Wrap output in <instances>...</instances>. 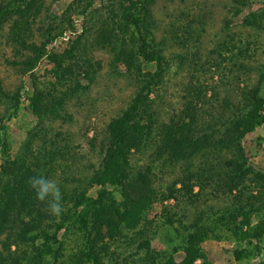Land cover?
Segmentation results:
<instances>
[{"label": "rangeland", "instance_id": "rangeland-1", "mask_svg": "<svg viewBox=\"0 0 264 264\" xmlns=\"http://www.w3.org/2000/svg\"><path fill=\"white\" fill-rule=\"evenodd\" d=\"M13 1L19 3L0 0V140L7 142L6 151L11 157L21 146L25 163H37L36 175L55 180L65 207L70 206L67 197L73 189L95 193L99 183L90 178L102 154L106 123L127 106L141 80L155 70V63L136 56L131 66H126L120 53L133 49L135 34L130 24L117 26L113 14L119 5L115 0H32L24 15L15 11ZM20 1L22 6L26 0ZM150 10L148 36L154 49L164 56L166 68L149 92L158 103L155 107L160 118L179 121L180 116L185 118L183 109L193 103L196 109L205 110L207 119L208 112L216 115L220 111L223 98L239 97L241 88L257 87L258 94L264 96V0H154ZM250 12L256 15L247 24L243 17ZM20 39L24 44L43 43V53L29 70L23 61L30 49ZM75 41L72 57L60 58ZM191 87L193 93L188 94ZM32 103L36 113L31 111ZM51 142L58 151L54 156L42 150L51 149ZM242 145L247 161L261 166L264 121L244 134ZM145 160L146 154L139 157L133 153L131 157L135 166ZM2 176L0 173V179ZM205 198L211 207L205 209L207 212L216 211L225 202L210 195ZM201 200L196 204L203 207ZM172 202L154 200L146 217L156 224L163 207ZM192 205L176 208L178 217L185 214L191 218L195 203ZM212 215L203 224H212ZM222 229L214 225L220 237L210 235L200 243L210 264L233 262L234 244L224 238L226 231ZM149 236L152 248H163L165 243L156 230ZM2 237L0 234V264H53L45 251L52 244L39 246V240L34 251L29 244L7 241V252ZM60 239L65 260L67 256L74 258L83 247L74 230L64 232ZM119 248L113 255L122 258L133 247ZM250 248V257L242 264H264V232ZM15 253L19 258L11 263ZM38 253L40 259L36 258ZM57 260H62L61 255Z\"/></svg>", "mask_w": 264, "mask_h": 264}, {"label": "trees", "instance_id": "trees-1", "mask_svg": "<svg viewBox=\"0 0 264 264\" xmlns=\"http://www.w3.org/2000/svg\"><path fill=\"white\" fill-rule=\"evenodd\" d=\"M18 1L12 2L15 11L24 15L33 1L26 0L22 6ZM115 1L119 5L118 12L113 14L118 19L117 26L130 24L135 34L133 49L123 50L121 58L125 59L126 66H131L134 57L139 56L153 61L155 70L146 74L127 106L106 123L102 154L90 178L99 183L95 193L90 195L73 189L67 197L70 206L65 207L62 200L64 211L58 217L47 213L45 203L36 200L35 192L27 183L30 177L39 176L34 171L39 165L25 163L21 146L11 157L6 151L7 142L4 138L0 140L3 247L9 252L7 241H12L29 244L35 251L41 240L39 246L53 245L45 249L53 264H119L120 261L123 264L128 261L131 264H210L200 243L210 235L220 237L214 232L215 225L222 227L226 231L224 238L234 244L233 262L225 264H242L250 257V244L255 245L264 232V161L259 167L252 165L242 145L244 134L264 121V96L258 94L257 87L240 91L241 88L239 97L223 98L220 111L216 115L208 112L207 119L205 110L196 109L193 103L183 109L185 118L180 116L179 121L172 117L160 118L155 107L158 103L149 96L166 71L164 56L151 45L147 31L151 24L150 5L154 0ZM255 15L250 12L243 21L251 24ZM19 41L30 49L23 61L25 69L29 70L43 53V43ZM76 41L60 58L72 57ZM56 60L59 66V59ZM187 93H193V88ZM37 97L35 95L34 99ZM32 105L31 111L36 113V105ZM50 146L51 149L42 150L54 156L58 152L56 145L51 142ZM133 153H138L139 157L146 154V160L133 165ZM205 195L225 199V202L217 206L216 211L207 212L205 209L211 207ZM201 198L205 208L196 204ZM157 199L173 202L163 207L158 222L153 224L155 220L147 218L146 212ZM194 203L191 218L185 214L178 217L176 208H188ZM212 214L213 223L203 224ZM73 230L81 237L83 247L74 258L67 256L65 260L60 235ZM155 230L165 243L163 248L154 249L150 245L149 233ZM121 245L125 250L133 248L119 258L113 254ZM60 255L62 260L56 262ZM18 258L15 253L10 262L15 263ZM36 258H41L39 253Z\"/></svg>", "mask_w": 264, "mask_h": 264}, {"label": "clouds", "instance_id": "clouds-1", "mask_svg": "<svg viewBox=\"0 0 264 264\" xmlns=\"http://www.w3.org/2000/svg\"><path fill=\"white\" fill-rule=\"evenodd\" d=\"M29 187L35 192L38 202L45 203V210L49 215L58 217L64 211L62 193L55 180L47 179L43 175L30 177Z\"/></svg>", "mask_w": 264, "mask_h": 264}]
</instances>
